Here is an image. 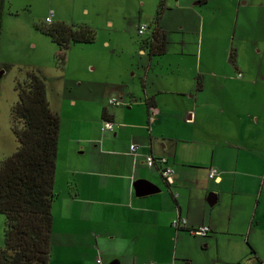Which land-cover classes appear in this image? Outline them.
<instances>
[{"label": "crops", "instance_id": "1", "mask_svg": "<svg viewBox=\"0 0 264 264\" xmlns=\"http://www.w3.org/2000/svg\"><path fill=\"white\" fill-rule=\"evenodd\" d=\"M210 1L175 3L204 22L197 9H208ZM236 6V20L241 9H251L253 39L264 43V0H237ZM163 13L159 27L167 34L166 52L154 55L147 42L139 44L132 77L140 84L127 90L97 77L91 81L111 88L96 89L95 119L77 116L93 95L92 87L83 100L85 93L69 99L73 113L66 118L47 92L61 119L48 264H194L183 254L190 238L186 232L207 225L210 232L202 237L211 238L228 231L231 220L224 224L214 218V207L225 203L227 195L233 208H248L251 255L258 259L264 252V57L241 59L236 34L198 43L195 51L182 40L175 49L170 28L161 22ZM250 29L248 37H240L241 44L251 39ZM110 96L124 98L125 104L111 105ZM104 120L114 123L113 132L103 131ZM133 143L138 145L135 153L130 151ZM148 154L169 159L176 173L173 184L166 183L160 165H146ZM211 168L219 172L218 179L209 177ZM141 180L160 191L138 196L135 185ZM210 194L216 195L214 205ZM178 215L187 218L186 227L172 226Z\"/></svg>", "mask_w": 264, "mask_h": 264}, {"label": "rangeland", "instance_id": "2", "mask_svg": "<svg viewBox=\"0 0 264 264\" xmlns=\"http://www.w3.org/2000/svg\"><path fill=\"white\" fill-rule=\"evenodd\" d=\"M160 3L161 0H5L0 32V163L19 146L12 129V108L19 99L15 87L18 81L24 80L26 71L37 69L44 75L49 99L58 101V109L62 107L65 118L73 113L68 110L71 108L69 99L85 93L83 100L88 88L92 87L93 95L82 103L84 111L77 115L80 119L92 121L96 118L94 109L99 100L96 89L100 92L111 89L108 84L113 83V88L128 90L134 82L140 84L137 77H132L133 72L137 74L139 44L149 36ZM236 3L237 0H211L208 9H197V13L204 17L203 22L198 14L178 10L175 0H166L161 22L170 28L169 40L175 49L182 40L189 50L195 51L198 43H217L236 34L241 59L264 57V43L253 39L251 9L248 6L241 9L236 20ZM49 15L53 16L54 23L64 21L70 25L92 27L97 33L95 41L72 43L64 61H60L59 46L38 28L48 25ZM140 25L149 27L144 35L138 33ZM249 26L251 39L241 44L240 37H248ZM105 42H108V48ZM242 45L247 48L242 49ZM91 67H96L94 72ZM96 77L109 83L95 86L91 81ZM110 98L118 99L121 106L125 104L124 98L110 96L108 100ZM82 134L87 135V132ZM229 202L227 195L225 203L214 207L215 219L220 218L224 224L231 220L228 231L224 229L211 238L186 232L190 238L185 241L183 254L192 258L194 264H264V252L258 256L261 259L250 253L248 208L243 212L238 204L233 208V203ZM198 214L202 215L203 211L199 210ZM4 245L5 216L0 213V248Z\"/></svg>", "mask_w": 264, "mask_h": 264}, {"label": "trees", "instance_id": "3", "mask_svg": "<svg viewBox=\"0 0 264 264\" xmlns=\"http://www.w3.org/2000/svg\"><path fill=\"white\" fill-rule=\"evenodd\" d=\"M4 5L5 0H0V32ZM159 8L151 35L145 40L154 55L164 54L168 43L166 31L159 27L164 0ZM47 24L38 28L59 46L60 61L72 43L96 39V30L88 25ZM15 88L19 99L12 108V129L19 146L0 163V213L5 216L0 264H48L61 119L51 108L46 79L39 70H27ZM154 107L149 104L150 109ZM103 118L108 119L105 110Z\"/></svg>", "mask_w": 264, "mask_h": 264}, {"label": "built area", "instance_id": "4", "mask_svg": "<svg viewBox=\"0 0 264 264\" xmlns=\"http://www.w3.org/2000/svg\"><path fill=\"white\" fill-rule=\"evenodd\" d=\"M47 22L48 23L52 22L51 15L49 17H47ZM147 29H148L147 25H140L138 28V33L140 35H144L146 33ZM241 75H242V73H238V76H241ZM108 102L111 105H116V106L121 104V102L116 98H110L108 100ZM102 129H103V131L113 132L114 131V123L111 120H105L103 123ZM137 150H138L137 144L133 143L130 145V151L132 153L137 152ZM145 163L149 167H154V166L160 165L161 168L159 171L161 172L165 181L168 184H172L174 182L175 169L169 163V159L167 157H155L152 154H148L145 157ZM218 175H219V172L216 169H214V168L210 169V172H209L210 178L218 179V177H219ZM171 224L173 227H175L177 229H180L182 227H186L188 225L187 224V218L184 216L178 215L172 219ZM189 231H190V233H192L194 235L206 236L210 232V227L207 225L199 226L197 228H191Z\"/></svg>", "mask_w": 264, "mask_h": 264}, {"label": "water", "instance_id": "5", "mask_svg": "<svg viewBox=\"0 0 264 264\" xmlns=\"http://www.w3.org/2000/svg\"><path fill=\"white\" fill-rule=\"evenodd\" d=\"M135 188L136 194L138 196H146L160 191V188H158L156 185L147 180L139 181L138 183H136ZM208 201L210 205H214L216 202V195L210 194L208 197Z\"/></svg>", "mask_w": 264, "mask_h": 264}]
</instances>
